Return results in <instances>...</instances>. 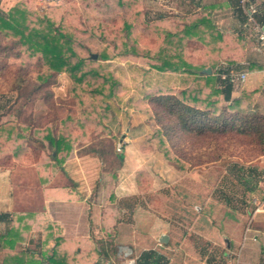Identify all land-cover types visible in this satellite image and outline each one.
Returning a JSON list of instances; mask_svg holds the SVG:
<instances>
[{
  "label": "rangeland",
  "instance_id": "rangeland-1",
  "mask_svg": "<svg viewBox=\"0 0 264 264\" xmlns=\"http://www.w3.org/2000/svg\"><path fill=\"white\" fill-rule=\"evenodd\" d=\"M254 1L258 4L254 18L263 26L264 0ZM139 3L137 0H61L59 5L43 6L31 0L33 11L41 16L49 9L61 7L63 14L56 22L55 29L72 37L77 54L73 63L84 61L86 68L79 70L78 75L88 69H96L100 76H90L82 86H75L70 74H60L54 84L44 86L37 101L34 81L41 73L37 60H30L27 53L17 59L21 51L19 38L2 36L0 114L10 110L11 116L17 118L14 122V128L18 129L16 134L23 137L26 134L35 137V132L41 129L62 137L58 131L70 125L72 135L75 132L72 139H81L71 149L70 155L78 153L98 157L103 168L113 175L109 181L111 188L120 178L126 179L128 190L123 189V193H129L128 197L115 204L117 210L125 209L123 220L117 228L122 231L121 237H127L118 242L121 248L117 249L119 255H116V264L134 262L136 256L140 257L144 251L152 249L165 256L169 264H227L228 257L224 256L225 252L228 254L226 245L221 241L215 244L218 240L214 237L218 236V231L222 233L221 236H231L232 228L245 222L241 215L253 214L258 206L251 201L250 208L245 207V200L247 203L249 197H245L242 204V187L234 178L228 179V186H225L226 177L233 171L229 165L232 159H222L215 165H202V161L208 157L201 155L209 152L205 149H210V143L213 146L217 141L209 139L208 144L202 145L204 150L201 144L192 141L195 146L188 148L187 145L184 148L194 159L184 161L183 171L173 164V136L167 137L164 126L159 125L153 117L151 98L173 91H203L206 85L204 81H189L188 76L175 74L178 76L177 82L173 73L160 72L156 68L165 62L173 63V28L183 27L187 19L191 23L193 16L200 15L203 8L213 5L216 10L212 11L211 18L218 30L233 39L228 44L237 52L215 58L216 62L210 59L209 63V57L201 58L209 66V75L215 81L208 86L209 96L219 89L216 85L218 79L229 78L218 74L226 67L223 63L240 57L249 60V46V49L258 48L264 64V52L258 45L257 33L243 5L234 10L228 5L229 0H139ZM220 4L225 7L223 10L219 9ZM138 12L142 21L140 29H137ZM239 12H243L247 18L249 26L246 29L241 25ZM33 23L37 28L42 26L37 25V20ZM235 32H244L245 39L241 40L244 51L240 50L241 46L236 48L240 39L230 34ZM104 54L108 55V60L100 59ZM94 55L98 58L94 59ZM24 75H27V81L20 83ZM202 78L206 81L205 76ZM234 79L231 90H242L245 84L238 81L237 76ZM97 89L104 90L105 95L112 89L114 95L107 98L93 92ZM227 102L221 106H229ZM30 111L34 113L32 116ZM168 123L166 119L165 124ZM230 140L222 138L218 142L223 150L226 148L224 157H233L232 161L236 160V163L255 160L253 149L256 143L245 137ZM119 144L123 146L121 152L117 150ZM31 149V154H37L41 146L33 143ZM52 153L51 149L47 155L51 157ZM64 153L65 150H62L58 155L61 160ZM121 153L123 160L120 159ZM141 153L146 155L143 160ZM136 185L138 191L134 189ZM257 198L261 202L262 195L258 194ZM243 228L238 235L233 230L231 241L235 259L232 264L254 262H250L252 253L248 250L251 236L240 250L242 241L239 243L238 239ZM163 235L169 237L167 243L160 242ZM132 236L138 239L133 242ZM116 248L115 244L111 250L115 251ZM263 251V247L259 248V252Z\"/></svg>",
  "mask_w": 264,
  "mask_h": 264
},
{
  "label": "trees",
  "instance_id": "trees-1",
  "mask_svg": "<svg viewBox=\"0 0 264 264\" xmlns=\"http://www.w3.org/2000/svg\"><path fill=\"white\" fill-rule=\"evenodd\" d=\"M252 2L256 5L254 0ZM137 3L140 5L141 2L139 3V0H137ZM228 5L234 10L240 9L241 1L229 0ZM26 7L24 9L22 6H17L8 13L0 11V43L2 36L6 38H19L21 51L16 58H21L27 53L30 60H37L41 73L38 75L36 81H34V85L36 86L34 87V94L37 95L35 100L40 98L39 94L44 86L49 85L50 87L60 74H70L75 86H82L90 76H100L96 69H88L84 73H81V75H78L77 72L86 68V65L82 60L73 63L72 60L77 57V54L72 44V37L65 35L60 29H55L56 22L61 17V14H63L60 11L61 7L49 9L44 16L35 13L32 7H28L27 5ZM215 8L216 6L214 5L203 8V12L198 15L199 17L196 15L192 17L193 19L191 18V23H188L189 19H187V23L183 27L173 28V63L165 62L161 67L156 68L158 71L188 76L187 79L189 81H195L194 79L196 81H204L206 86H210L209 84L212 82L215 83L211 75L204 73V70L208 69L209 66L205 65L201 61V58L205 57V59H208L209 57V63L210 59L216 62L215 58L223 57L226 54L231 56L236 51L228 44L233 39L218 30L211 18L212 11H215ZM224 8L220 4L219 9L223 10ZM64 15L66 16V14ZM137 15V29H140L142 21L139 17V12ZM238 17L242 22V27L244 29L248 28L249 25L247 26L248 22L244 13L241 12L238 14ZM34 20L39 22L37 23L38 26L39 24L42 26H39L40 28L35 27L36 25L32 24ZM30 24L32 25L30 26ZM128 27L134 30L131 25ZM230 34H234L240 39L236 44V48L241 46L240 50L244 51L242 50L243 46L241 42V40L245 39L244 32ZM128 36L130 37L131 34ZM108 58L106 54L100 56L102 60H108ZM242 58L227 60L229 65L227 69L236 68L240 71L243 68L240 63L243 61ZM254 69L262 70L263 68L254 64L249 66V70ZM203 76H205L206 81L202 78ZM26 77L27 75L21 77L20 83H26ZM102 77L106 82V78ZM107 81L112 83L110 79H107ZM216 85L219 86V89L214 91L211 96L208 94L202 96V91H194L192 89L183 90L179 93L173 91L171 94L158 95L153 99L151 98V104L154 108L153 117L159 125L164 126L167 137L173 136V164L182 171L185 169L184 161L194 159L192 154L187 153L188 149L184 148L187 145L188 148L195 146L193 142L201 144V149H203L202 145L208 144L209 139V141H217L213 146L210 143V149L209 147L205 149L209 152L201 155V157H208L206 161H202V165L207 163L215 165L220 163L222 159L230 158L233 160V157H224L226 148L223 150L220 143H218L222 138L230 140L235 137H245L250 139L251 142L257 144L253 149L254 156L258 158L264 155V114L245 113V110H242L244 98L230 101L232 85L229 80L218 79ZM93 92L107 98L114 95L112 89L106 95V92L104 93V90L102 91L101 89L94 90ZM245 95L248 96V93H245ZM218 96H223L225 100L231 102L230 105L222 107L220 102H218ZM30 112L29 114L32 116L34 113ZM16 119V117L11 116L10 110H6V112L0 114L1 166H10V162L13 163V154L17 157H22V160L30 163L37 161L44 153V155L50 158V162L53 165L55 164L56 166L57 164V166L61 167L66 158L70 156L71 149L81 141V139H72L75 132L73 131L72 135V130L69 128L70 125H67L66 128H61L59 131L57 130L58 134L62 135V137H56L51 132L42 129L35 132V137L29 134L23 137V135L16 134L18 132V129L14 128L16 126L14 123ZM166 119L169 121L168 124H165ZM25 128L30 129L28 127ZM20 131L24 132L23 129ZM8 143H11L12 155L5 148ZM33 143H39L41 146V151L37 152V154H31ZM51 149L53 153L50 157L47 155V152H50ZM62 150H65V153L64 159L61 160L58 155L61 154ZM211 151L212 153L210 154ZM234 158L236 159V157ZM120 159H124L122 153L120 154ZM232 160L229 165H231L230 169H233V171L226 178L227 180L234 178L238 184H241L246 181L244 179L247 176L244 177L245 173L241 172V170L238 173L239 169L237 167L239 162L236 163V160ZM8 236L17 237L18 233L12 234L9 231L7 236L3 235L2 239L4 240ZM5 244L10 245L11 248L14 246L12 241H5ZM27 252L30 253V251ZM4 264H68V260L66 257H60L57 253H54L52 256L43 257L40 260L26 261L25 255L18 253L12 257H8ZM136 264H169V261L157 251L150 250L144 252L136 260Z\"/></svg>",
  "mask_w": 264,
  "mask_h": 264
},
{
  "label": "crops",
  "instance_id": "crops-1",
  "mask_svg": "<svg viewBox=\"0 0 264 264\" xmlns=\"http://www.w3.org/2000/svg\"><path fill=\"white\" fill-rule=\"evenodd\" d=\"M30 4L31 0H0V11L8 13L17 6L26 9V5L31 7ZM248 50L250 61L246 59L247 61L240 62L243 68L239 72L236 68L231 69L238 81L245 85L242 90H231L230 101L244 98L242 110L245 113L264 114L263 56L256 47L249 49L248 46ZM236 52L237 50L232 55ZM253 56L259 60H255ZM223 64L229 67L228 62ZM253 64L263 69L249 70V66ZM226 67L218 71L222 77L230 73ZM241 75L245 76L244 81L240 80ZM173 76H176L175 80L178 82V76ZM209 92L210 87L205 86L201 94L204 96ZM217 99L220 105L226 104L223 96H218ZM227 103L230 105L231 102ZM5 148L10 155L13 154L11 143ZM141 156L143 160L146 155L141 153ZM12 162L10 166L0 165V264L18 253H23L26 261L40 260L57 253L60 257H66L68 264H116V255H119L117 249L121 248L118 242L127 237H121L122 231L117 228L123 220L125 209L117 210L115 204L128 197L129 193H123V189L128 190L126 179L120 178L111 188L109 181L113 179V175L103 168L102 161L98 157L81 156L78 153L68 156L61 167L53 165L44 153L37 161L30 163L13 154ZM237 169L238 173L241 170L245 173L244 177L247 176L244 179L246 181L239 184L242 187V204L244 198L249 197L247 203L245 200V207L250 208L252 201L258 208L254 209L253 214H249L251 216L241 215L245 222L232 229L238 235L239 230L244 227L238 239L239 243L242 241L240 250L248 236H251L248 250L252 253L250 262H254L248 264H256V260L257 264H264V251L259 252V248H264V155L250 162L239 163ZM125 177L126 175L122 178ZM225 183L228 186L227 178ZM134 189L138 191L137 185ZM258 194L262 195L261 202L257 198ZM233 230L231 236H221L222 233L218 231V236L214 237L218 240L215 244L218 245L221 241L226 245L228 254L225 252L224 256L228 257L227 264H232L235 259L231 241ZM9 231L12 234L18 233V236H8L3 240V235L7 236ZM136 239V236L131 237L133 242ZM5 241H12L13 248L5 244ZM233 241L237 242V239ZM115 244L117 248L112 251ZM138 258L136 256L135 264Z\"/></svg>",
  "mask_w": 264,
  "mask_h": 264
},
{
  "label": "built area",
  "instance_id": "built-area-1",
  "mask_svg": "<svg viewBox=\"0 0 264 264\" xmlns=\"http://www.w3.org/2000/svg\"><path fill=\"white\" fill-rule=\"evenodd\" d=\"M40 5H48V6H51V5H59L61 0H36ZM241 1V5H243V7L245 8V13L247 14V16H249V21L252 25V28L256 31L257 33V40H258V45L261 49V51L264 52V27L259 24L255 18H254V14L256 12L255 10V6L258 5L257 4V1H256V5L253 4L252 0H240ZM251 4V5H249ZM253 4V5H252ZM234 76H235V72L234 70H231L230 69V73L229 75H227V77H229L228 79H230L232 82L234 79ZM226 78V77H225ZM226 78V80H228ZM241 81H244L245 80V76L244 75H241ZM122 145L119 144L117 146V150L118 152H121L122 150Z\"/></svg>",
  "mask_w": 264,
  "mask_h": 264
},
{
  "label": "water",
  "instance_id": "water-1",
  "mask_svg": "<svg viewBox=\"0 0 264 264\" xmlns=\"http://www.w3.org/2000/svg\"><path fill=\"white\" fill-rule=\"evenodd\" d=\"M93 58H94V59H97L98 56H97V55H94ZM204 72H205L206 74H211V70H210V69H206ZM168 240H169V237L166 236V235H163V236H161V238H160V242H162V243H167ZM130 264H135V262H131Z\"/></svg>",
  "mask_w": 264,
  "mask_h": 264
}]
</instances>
